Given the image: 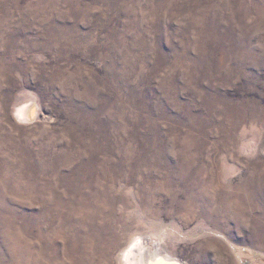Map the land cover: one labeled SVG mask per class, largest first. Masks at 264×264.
Segmentation results:
<instances>
[{
	"label": "rangeland",
	"instance_id": "rangeland-1",
	"mask_svg": "<svg viewBox=\"0 0 264 264\" xmlns=\"http://www.w3.org/2000/svg\"><path fill=\"white\" fill-rule=\"evenodd\" d=\"M138 240L264 264V0H0V264Z\"/></svg>",
	"mask_w": 264,
	"mask_h": 264
},
{
	"label": "bare ground",
	"instance_id": "bare-ground-1",
	"mask_svg": "<svg viewBox=\"0 0 264 264\" xmlns=\"http://www.w3.org/2000/svg\"><path fill=\"white\" fill-rule=\"evenodd\" d=\"M26 109L27 108H23L19 111L22 117L27 116ZM162 253L163 251L159 248L156 250L151 249L150 246L146 245L144 240H138L127 251L126 258L128 264H180L176 260L173 261L171 258L163 256Z\"/></svg>",
	"mask_w": 264,
	"mask_h": 264
}]
</instances>
